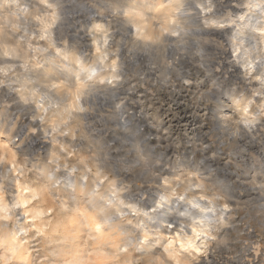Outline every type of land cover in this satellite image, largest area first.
I'll return each mask as SVG.
<instances>
[{"label":"bare ground","instance_id":"6f19581e","mask_svg":"<svg viewBox=\"0 0 264 264\" xmlns=\"http://www.w3.org/2000/svg\"><path fill=\"white\" fill-rule=\"evenodd\" d=\"M197 2L192 12L185 0H0V93L14 101L4 110L0 107V162H9L0 167V264L11 258L20 264L36 262L31 244L36 233L49 235L53 244L48 254L36 255L39 264H198L199 255L213 248L223 229L220 224L227 221L232 208L220 205L216 195L195 192L205 188L201 173L216 169L210 168L212 156L205 157V150L199 149L200 160L191 147L188 153L172 158L161 146L151 145V157L158 153L152 166L158 169L154 175L157 185L134 183L128 188L130 183L124 185L125 180L118 177L136 174L124 163L144 161V148L130 145L123 159H117L116 148L125 146L127 136L120 135L129 132L134 119L139 122L138 130L147 134L146 141H161L153 134L155 122H140L147 118L144 108L128 104L136 86L123 79L126 66L142 63L143 78L148 75L164 85L163 67L177 63L176 55L182 59L189 55L187 39L200 48L199 37L204 34L213 36L210 42L214 45L224 46L219 58L225 63V73L238 77L242 89L253 92L250 96L230 92L223 106L227 109L213 110L214 126L221 127L222 119L239 113L241 126L231 131L230 138L245 137L247 145L257 144L264 161V0ZM70 31L74 33L69 37ZM209 63L200 61L203 67ZM90 91L96 107L89 105ZM170 92L179 103V91L174 87ZM114 97L121 100L110 111L112 126H106L97 108L105 101L114 103ZM71 117L80 125L93 117L103 126H95L98 136L111 132L104 155L113 151L115 155L103 159L106 165L99 142L98 147L86 149L89 139L74 138L76 120L72 127L67 123ZM63 121L67 123L65 133L56 135ZM162 125L159 121L156 130L165 128ZM67 143L74 144V149L65 152ZM225 143L216 148L217 156L226 153ZM87 158L94 161L88 163ZM223 164L221 171L230 172L228 162ZM107 165L113 178L103 172ZM27 167L34 168L35 181L28 177ZM145 170L137 171L138 177ZM183 175L192 176L185 185ZM54 202L59 210L49 220ZM10 220H14L12 229L7 227ZM248 227L243 231L251 234ZM254 248L248 242L236 250V264H243V253Z\"/></svg>","mask_w":264,"mask_h":264},{"label":"rangeland","instance_id":"374dc122","mask_svg":"<svg viewBox=\"0 0 264 264\" xmlns=\"http://www.w3.org/2000/svg\"><path fill=\"white\" fill-rule=\"evenodd\" d=\"M107 1L108 3L109 1H112L113 3V0H106V2ZM191 3H192V7H191ZM197 3H198L197 0L196 1L185 0V4H187L186 7H189V9L191 8L190 10H192ZM189 9H187V11ZM194 10L195 9H193L192 12H194ZM192 12H189V14L190 15L194 14ZM70 32L67 33L69 37L74 33L73 31ZM211 37L213 36H206L204 34L201 35L199 37V39H201L200 48L199 47L197 48L196 46L194 47V45L189 43L187 41L188 39L186 38L187 40L184 41V43L186 45L188 44L186 51L187 49L190 50V52L187 51L189 52V55L183 59L180 57V54L176 55L177 63H171L168 67H163V73H162L163 75L162 74L161 75L162 78H166L167 80V82H165L164 85L157 83L153 77L149 78L148 75H146L147 78L145 77L143 78L145 74L144 71H146V69H144V65L142 63L134 66H126V71H125L126 73L124 72L125 77L123 79H125V82L127 79H129L128 81L132 80L131 82L134 84V86H136L134 92L130 91L131 93L129 94L128 98H130L131 101L128 104H131L129 105L131 106V108L133 106H137L138 108L139 107L144 108V111H146L147 118L140 119V122H144V121L145 123L148 121L155 122L153 128V134H157L161 138V141L160 144H158V140L154 138L150 141H146L145 137L147 134L144 135L143 133H141L140 129L138 130L137 125H139V122L138 120L134 119L132 121L133 129L130 128L128 130L129 132H127L126 134L123 135L118 134L121 137L123 136L125 137L126 135L128 138L126 137L125 139L126 144L123 147L115 144L116 148L119 150V153L117 154V159H123L125 157L124 155H126L125 153L127 152L126 148L130 147V145H139L143 147L144 148L143 154L145 155L142 154L143 156L141 158H145V159H143L144 161H142L141 159L139 164L138 162L137 164L131 162L129 163L125 162L124 164L132 168L134 173L136 174H133L131 178L130 176L129 177L127 176V179L124 177H118V178H123V180H125L124 185L125 182L127 184L130 183L127 186L128 188H132L134 183L139 186L144 184H151L153 186L157 185L156 178L154 177V175L155 173L157 174L158 169L157 170L152 169V166L155 165L153 159H155V156H157L158 153L157 154L154 153V156L151 157V151H150L151 145L157 144V146H161L160 147L162 149L161 151L164 150L167 154V157L171 156L172 158H175L176 154L180 155V153L182 154L188 153V151H190V148L192 147L197 150L196 151L194 149L196 151L195 152L196 158L198 159L200 158L201 160V158H203V155L199 149L205 150L204 152L205 157L212 156L211 157L212 160L209 161V164H211L210 168H213L212 170H214L215 168L216 169L214 171H207L202 168L203 169L202 171H207L205 173H201L202 175H200L202 177L205 176V178L201 177L202 180H205L204 181L205 188H203V190L197 189L195 192L197 194L200 192H205L210 195L212 194L216 195L218 197L217 201L219 202L220 205H224L225 203L228 204V207L230 206L232 209L228 213L229 218L227 219V221L225 223L220 224L219 228H223V229L220 232L217 231L219 235L215 238L216 240L213 241L214 242L212 244L213 248L212 247L210 248L209 253L208 252L204 253V255L201 254L202 257L199 255L200 258L198 257V259L201 260L200 261L198 260L199 261L198 264H200V262L202 264V261H206V260L209 262L208 264H215V263L225 264L227 262H228L227 264L230 263L236 264L235 262L236 257L234 256H236L238 254L237 251H239L242 248V246L248 244V242L251 245H255V248L250 253L248 252H245V254L243 253L244 255L243 264H245V262H247L246 264H251V263L264 264V166H263L264 161L260 155L261 152L260 148L257 144L247 145V141L245 137L242 139H235V140H232L230 138L231 131H236L238 130V127L241 126L239 124L240 123L239 119H241L239 113H235L232 116H228L222 119V124L220 123L221 127L218 126L217 128H215L214 126L215 114L213 112V110L215 109L217 113L221 109L222 110L227 109L223 106H226L225 103L226 104L228 103L227 96L230 95V92L232 93L240 92L239 94H243L244 96L246 95L250 96L251 94H253V92H249L245 89H242L243 83L240 81L238 77L232 74L230 75L225 73L226 70L225 63L222 62L221 58H219L220 48H224V46L223 45L220 46V44L219 47L217 45H214V43L210 42L212 39ZM199 50L202 53H197ZM180 51L182 50H179V52ZM124 53L127 54L126 52ZM124 53L123 55L126 56ZM201 59L210 60L209 65L207 67L205 66L203 67L202 65H200ZM174 87L179 91L178 93L180 94L179 103L174 100L176 97L175 94L173 96V93L170 92L171 89ZM90 92H89L90 94H88V98L92 96L93 91ZM216 93L219 96H217ZM0 96H1V100L3 99V103L0 100L1 101L0 107L1 108L3 107V110L5 109V106L11 104V102L12 103L14 102L9 98L7 100L6 99L7 97L4 99L2 93H0ZM92 98L94 100V96L89 98L90 99L89 105L92 107H96V104L91 102ZM218 98L220 99V101L221 100L224 101L223 104L221 103L222 105H219L220 103H217L219 102ZM113 100L114 103L112 102L107 103L108 101H105L104 105H100L99 108H97L98 113L100 115H103L104 118L106 119V126H112V124L109 123V121H111V117L109 114H111L110 111L113 110L112 106L118 105L121 99L119 97H114ZM7 101H10V103L9 102L7 103ZM171 102L174 103L171 104ZM11 106L12 105H10L9 107ZM217 106L218 107L220 106L219 109ZM137 107H135V109L139 110ZM256 108L258 112L259 108L258 107ZM11 110L13 111L12 113L16 112V109L15 110L11 109ZM168 110L170 112L172 110V113H170ZM163 115H165V117ZM73 117H71L72 119L69 118V121L67 122L69 126L72 125L71 123H74L73 120H76V117L75 118ZM89 118L90 119L83 121L82 125H80V123L78 122L79 120L78 121L76 120L75 124H73V127L71 126L73 129H75L76 126L75 130H77L75 132L74 138L81 139L83 137L85 139L84 141L86 142L89 139V144L85 145L86 149H88L89 146H91L92 148L98 147L97 143L99 142L100 146H102L101 150L103 151L101 155L102 162H105L106 165L107 161H103V159L105 158L106 160H108L107 158L110 156V154L115 155L114 151L113 153L112 152L109 153V150H108L109 154H107V156L104 155L105 150H107L108 144L111 143L110 138L112 134L111 132L106 131V133L104 132L100 133L99 136L96 135L97 130L95 129L97 127L102 128L103 126L100 124L98 126V124L95 122V119L93 117H89ZM66 121H63V123H61V125L58 126L56 130L57 131L56 135L62 136V134L65 133L64 125L67 124ZM159 121L162 122L163 124L162 126L165 128H159L160 130L157 131L155 127ZM172 122L175 123L172 124ZM29 130L31 129H28V131ZM167 130L168 132H166ZM222 141L226 142L223 145V148L228 154L225 153L220 157L217 156L218 154H216V148L217 149L219 148L220 142ZM209 144L210 147L204 148L206 145ZM10 146L12 147V144ZM73 146L74 144H72V146L71 145L69 146L68 143L67 145L65 144L64 151L65 152L71 151L72 149H74ZM60 149L63 148L61 147ZM131 149L134 150L135 147H132ZM131 153L133 154L134 152L132 151ZM147 153L149 155V159L146 158ZM18 155H19L18 156L19 163L20 165H23L24 159L20 156V154ZM69 155L72 156L73 152L72 153L70 152ZM84 155L86 156V152L84 153ZM215 156L218 158L219 161H215L216 159ZM87 161L88 163H91V161L94 160L87 158ZM226 161L228 162V169L230 172L224 170L221 171V168L224 165L223 162ZM3 163L5 165L9 164V162L7 161H2L0 162V167L3 166ZM124 164H121V166L125 167ZM27 168H28L27 170L28 177L30 178V180L33 179L35 181V178H37V176L35 177L36 174L34 168L31 167H27ZM102 169L104 170L103 172L106 174V178L114 177L113 173L111 171L109 172V166L108 167L105 166ZM148 169L151 170V175L149 174ZM141 170H145L147 171V173L143 174L144 176L141 175L140 177H138L139 172L137 171H141ZM92 171L93 172L95 171L94 167H92ZM232 172H237V174H233ZM183 176H184V185H185V182L190 180L192 176H188V175H183ZM128 178L132 181H130ZM193 178H195L194 180L198 179L197 176ZM50 197H51L50 200L53 203L54 197H52L51 194ZM46 204L47 203L45 202L44 206L48 207ZM58 207H59L58 204L54 202V206L52 207L53 212L50 213V210L48 211L49 220H53L55 217H57V212L59 210ZM7 223H8L7 226L8 228L12 229L14 227V220H10V222ZM245 225H248L249 226L248 228L252 229L250 232L251 234H246V232L243 231ZM225 226H230V227L226 228ZM228 231L230 234L228 233ZM57 238L58 236L56 235L55 239ZM31 241H32L31 244L35 249L33 251V254H36L37 256L38 255L42 256L44 255V253L48 254L49 250L53 245L50 242L49 235L44 236L38 233H36L34 236L31 237ZM226 244L228 245V247H226L227 246ZM219 246L221 247V250ZM222 247L223 249H225V251L222 249ZM214 253L217 254L214 255ZM205 254L208 257H206ZM36 255H34L36 262L33 261L34 262L33 264H39L38 261L39 259L36 258L37 257ZM218 256H220L222 259ZM213 260L214 261L217 260V261L214 262ZM6 264H20V263H17L14 259L11 258L6 262ZM140 264L143 263L141 262Z\"/></svg>","mask_w":264,"mask_h":264}]
</instances>
